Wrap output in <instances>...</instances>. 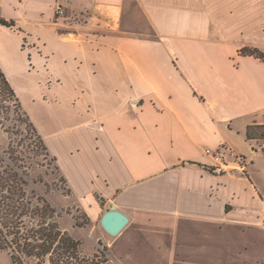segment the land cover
Segmentation results:
<instances>
[{
    "label": "crops",
    "instance_id": "crops-1",
    "mask_svg": "<svg viewBox=\"0 0 264 264\" xmlns=\"http://www.w3.org/2000/svg\"><path fill=\"white\" fill-rule=\"evenodd\" d=\"M0 18V68L71 197L93 225L128 217L100 226L115 262L264 264L263 141L246 136L264 126V0H0Z\"/></svg>",
    "mask_w": 264,
    "mask_h": 264
},
{
    "label": "trees",
    "instance_id": "trees-1",
    "mask_svg": "<svg viewBox=\"0 0 264 264\" xmlns=\"http://www.w3.org/2000/svg\"><path fill=\"white\" fill-rule=\"evenodd\" d=\"M0 25L15 27L13 21L1 18ZM240 53L263 58L256 50L242 49ZM10 103L19 117V126L24 127L23 133L18 128L19 133L13 132L16 125H12L9 117ZM0 120L11 138L22 135L18 142H14V149L11 143L8 159L0 156V251H6L13 264H28L30 260H35V264H114L104 252L91 257L83 255L81 243L61 227V213L48 200L46 193H38L37 186L42 180H33L32 172L34 167L42 168L44 162L51 163L61 182L67 186L66 180L1 68ZM246 136L247 139H261L264 143V126H249ZM17 152L20 157H14ZM66 193L69 195L70 190L67 189ZM75 226L82 227L78 222Z\"/></svg>",
    "mask_w": 264,
    "mask_h": 264
},
{
    "label": "rangeland",
    "instance_id": "rangeland-1",
    "mask_svg": "<svg viewBox=\"0 0 264 264\" xmlns=\"http://www.w3.org/2000/svg\"><path fill=\"white\" fill-rule=\"evenodd\" d=\"M137 19L139 28H142L141 30L145 31L147 34H150V31L146 29L144 25L143 19L141 18V16L139 17L138 14ZM25 46H27L26 43ZM7 105L8 104H6V106ZM9 106V117L12 120V125H16L13 129V132L19 133V130L23 133L24 127L22 125L19 126V117L15 112L13 103H10ZM1 122L2 121L0 120V123ZM7 125H5L4 127H7ZM5 131H7V129L3 128V126H1L0 124V156L8 159V153L11 152L9 150L11 143L12 145L14 144V147L12 146L14 149L16 147V141L18 142V139L22 138V135H19V138L15 139V137L11 138V136H9V134H7ZM17 148L19 152L22 151L19 146H17ZM15 156L20 157L21 155L17 152L15 153L14 157ZM34 169L35 171L32 172L33 180L36 181L37 178L42 180V182H40L37 186L38 193H46L48 200L61 213V227L68 231L75 239H77L81 243L80 250L83 255L91 257L93 254H98V252H104L106 253V255H108V258H110L114 262V264H134L127 262L130 261L128 259H118V261L115 262L111 255V251H109V248L106 246L104 240L101 239V236H103V232L98 223L99 219L94 225L88 222L87 216L83 212L79 203L75 199H73L70 194L68 195L66 193L68 187L61 182L60 175L55 172L49 161L44 162L42 168L34 167ZM76 222L81 224L82 227L75 226ZM35 263V260H30V262L28 261V264Z\"/></svg>",
    "mask_w": 264,
    "mask_h": 264
},
{
    "label": "built area",
    "instance_id": "built-area-1",
    "mask_svg": "<svg viewBox=\"0 0 264 264\" xmlns=\"http://www.w3.org/2000/svg\"><path fill=\"white\" fill-rule=\"evenodd\" d=\"M64 14V10L61 7H58L55 11V15L56 16H62ZM263 149H264V143H263ZM229 149L220 146V147H216V148H207L205 149V154L210 156L214 162V169L213 172L215 171H220L223 172L225 171L228 166L225 162V158L227 153H229ZM234 163L235 165L232 167L234 169H242L243 165H242V158L238 157V156H234Z\"/></svg>",
    "mask_w": 264,
    "mask_h": 264
},
{
    "label": "water",
    "instance_id": "water-1",
    "mask_svg": "<svg viewBox=\"0 0 264 264\" xmlns=\"http://www.w3.org/2000/svg\"><path fill=\"white\" fill-rule=\"evenodd\" d=\"M128 217L118 211L114 205L100 219L101 228L109 235L116 236L127 225Z\"/></svg>",
    "mask_w": 264,
    "mask_h": 264
}]
</instances>
